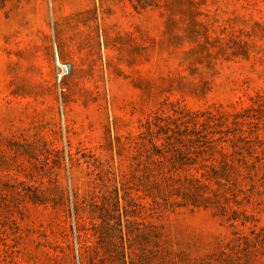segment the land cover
Here are the masks:
<instances>
[{"label": "rangeland", "instance_id": "rangeland-1", "mask_svg": "<svg viewBox=\"0 0 264 264\" xmlns=\"http://www.w3.org/2000/svg\"><path fill=\"white\" fill-rule=\"evenodd\" d=\"M0 264H264V0H0Z\"/></svg>", "mask_w": 264, "mask_h": 264}]
</instances>
